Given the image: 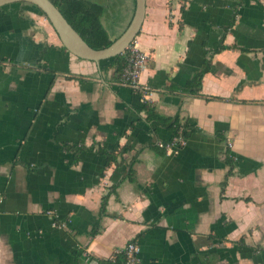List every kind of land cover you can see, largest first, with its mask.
I'll return each instance as SVG.
<instances>
[{"label": "crops", "instance_id": "obj_1", "mask_svg": "<svg viewBox=\"0 0 264 264\" xmlns=\"http://www.w3.org/2000/svg\"><path fill=\"white\" fill-rule=\"evenodd\" d=\"M87 1L116 40L134 0ZM133 46L143 94L0 8V264H264V0H145Z\"/></svg>", "mask_w": 264, "mask_h": 264}, {"label": "trees", "instance_id": "obj_2", "mask_svg": "<svg viewBox=\"0 0 264 264\" xmlns=\"http://www.w3.org/2000/svg\"><path fill=\"white\" fill-rule=\"evenodd\" d=\"M58 9L67 23L74 31L83 39V41L94 50H101L111 45L108 34L101 25L100 18L102 16V6L87 0H50ZM34 7V6H33ZM37 12L44 15L36 8ZM223 48V47H221ZM127 51L123 54L108 60L111 61L109 68L114 69L119 81L120 75L126 66ZM207 69L198 75V91L200 90L201 77L206 73ZM195 84V85H197ZM196 92V91H195ZM197 93V92H196ZM144 112L146 114V122L151 126L152 130L162 126L170 132V138H187L194 130L188 121H181L178 117L163 118L156 114L153 107L144 101ZM107 164L111 165L116 162L115 156H105ZM105 202H103L104 205ZM102 205V206H103ZM94 235V234H93ZM82 252H79V255ZM117 258V257H116ZM123 264L124 258H117ZM97 264H111V262H98Z\"/></svg>", "mask_w": 264, "mask_h": 264}, {"label": "water", "instance_id": "obj_3", "mask_svg": "<svg viewBox=\"0 0 264 264\" xmlns=\"http://www.w3.org/2000/svg\"><path fill=\"white\" fill-rule=\"evenodd\" d=\"M17 3L29 4L37 8L49 22L68 53L95 64L123 54L138 36L145 15V0H134L133 15L125 31L110 46L94 50L74 31L50 0H0V8Z\"/></svg>", "mask_w": 264, "mask_h": 264}, {"label": "built area", "instance_id": "obj_4", "mask_svg": "<svg viewBox=\"0 0 264 264\" xmlns=\"http://www.w3.org/2000/svg\"><path fill=\"white\" fill-rule=\"evenodd\" d=\"M133 43L126 50V66L120 75L118 83L120 86L130 88L133 91L143 94L146 92V88H142L139 85V76L147 65L148 55L140 52L136 47L133 46ZM171 144H173V146L177 144L180 147L183 145V142L181 139L175 138ZM139 253V247L133 242H129L120 252H118V254L123 255V264H139ZM116 256H114L112 260L115 259Z\"/></svg>", "mask_w": 264, "mask_h": 264}, {"label": "rangeland", "instance_id": "obj_5", "mask_svg": "<svg viewBox=\"0 0 264 264\" xmlns=\"http://www.w3.org/2000/svg\"><path fill=\"white\" fill-rule=\"evenodd\" d=\"M34 9H36V8L34 7Z\"/></svg>", "mask_w": 264, "mask_h": 264}]
</instances>
